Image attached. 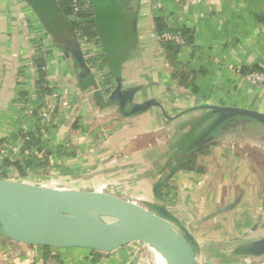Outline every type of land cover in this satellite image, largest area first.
I'll return each mask as SVG.
<instances>
[{
	"label": "crops",
	"instance_id": "0c3cea01",
	"mask_svg": "<svg viewBox=\"0 0 264 264\" xmlns=\"http://www.w3.org/2000/svg\"><path fill=\"white\" fill-rule=\"evenodd\" d=\"M124 3L126 43L120 62H108L99 35L60 44L27 0H0V178L103 190L146 207L165 202L197 239L201 259L264 264V255L242 250L264 236V125L233 117L193 168L176 166L182 142L211 111L205 105L264 113V89L247 78L264 72V0ZM182 28L193 43L171 65L162 35ZM77 42L94 75L88 89L72 54ZM175 71L191 83L180 84ZM106 81L120 87L124 105L110 99ZM27 141L41 150L25 149ZM26 155L38 165L21 174L13 163ZM136 249H47L0 235V264H135Z\"/></svg>",
	"mask_w": 264,
	"mask_h": 264
},
{
	"label": "water",
	"instance_id": "95a60500",
	"mask_svg": "<svg viewBox=\"0 0 264 264\" xmlns=\"http://www.w3.org/2000/svg\"><path fill=\"white\" fill-rule=\"evenodd\" d=\"M27 1L52 36L61 42L69 22L57 0ZM109 1L95 0L102 13L100 16L105 19L104 9ZM72 54L82 70L81 85L88 89L95 80L79 42ZM115 92H120V87L111 93L110 99H119L124 105L127 99L121 92L114 96ZM148 107V103L139 104L132 111ZM205 108L211 109V115L222 113L214 126L230 115L264 125L263 112L231 106L205 105ZM155 194L161 198L156 189ZM0 235L32 247L95 250H114L141 241L157 251L165 264H197L199 261L213 264L200 258L197 239L190 228L170 212L165 202L146 207L103 190L67 189L0 178ZM245 252L247 256L264 255V236L247 243Z\"/></svg>",
	"mask_w": 264,
	"mask_h": 264
},
{
	"label": "trees",
	"instance_id": "16d2710c",
	"mask_svg": "<svg viewBox=\"0 0 264 264\" xmlns=\"http://www.w3.org/2000/svg\"><path fill=\"white\" fill-rule=\"evenodd\" d=\"M80 1L81 0H79V2ZM57 3L69 22V29L64 31L63 39L59 42L60 44H64L71 36L78 41V37L81 38L82 36H85L87 38H92L95 35H99L102 40V45L105 50L104 54L108 62H115V57H117V59L121 57L119 56V54H121L120 48L121 45L126 43L127 34L126 22L124 19V0H115V2L114 0H110L107 3L104 9L107 19L100 16L102 13L98 11L95 0H90L89 8H80L77 11L75 10L74 0H57ZM83 20L87 21L84 23ZM156 25L159 33L162 34L166 29V26L162 24V20L160 18L156 19ZM171 33L179 34L181 37V42H177L175 40H164L163 42L166 57L170 64L173 65L177 61V56L183 45H190L193 43V36L188 28H182L177 32L172 31ZM121 59H123V57ZM174 76L177 77L179 83L182 85L187 86L191 83V81L188 80L187 74L184 72L175 71ZM104 87L107 92L111 89L113 92L116 89L115 84L110 81H106ZM119 93L120 92H115L114 96H118ZM221 114L222 113L211 115L210 112H208L195 124L192 131L188 133L187 138H189L190 134L194 132L198 133L187 145H185V141L182 142L183 146L181 147V152L179 154L180 158L176 164L177 169L193 168L197 153H203L207 149L204 145V139L216 136L233 117H237L236 115H230L214 126L213 124ZM33 144H37L38 149L41 150L42 147L40 146L39 141H36L35 143L27 141V143H25V149L32 148ZM32 158V156L26 155L23 161H17L13 164L16 168H18L21 174H25V169L27 167L35 168L38 165L32 162ZM160 189L161 185L158 190ZM45 248L48 249V247ZM242 250L244 251L243 253L247 254L245 252V247H243Z\"/></svg>",
	"mask_w": 264,
	"mask_h": 264
},
{
	"label": "rangeland",
	"instance_id": "374dc122",
	"mask_svg": "<svg viewBox=\"0 0 264 264\" xmlns=\"http://www.w3.org/2000/svg\"><path fill=\"white\" fill-rule=\"evenodd\" d=\"M87 2L89 3L90 0H87ZM83 21L85 23V21L87 20H83ZM82 41H80V43ZM95 48L97 49L99 47L96 45ZM94 50L92 48V50H90V53H88V56L90 55L92 56L94 53ZM89 64H91L92 66V63L90 61H89ZM132 243H134L135 247L137 248L136 249L137 253L134 255V258H133L135 261V264H165L163 257L153 248L148 247L145 243L141 241H136Z\"/></svg>",
	"mask_w": 264,
	"mask_h": 264
},
{
	"label": "built area",
	"instance_id": "2783aa9c",
	"mask_svg": "<svg viewBox=\"0 0 264 264\" xmlns=\"http://www.w3.org/2000/svg\"><path fill=\"white\" fill-rule=\"evenodd\" d=\"M74 2H75L76 11L79 10L80 8L90 7V2L88 3L87 0H81L80 2L79 0H74ZM162 38L164 40H175L177 42H181L180 35L176 33L165 32L162 35ZM247 78L264 89V72H258V71L251 72L247 75ZM197 264H205V263L203 261H199Z\"/></svg>",
	"mask_w": 264,
	"mask_h": 264
}]
</instances>
